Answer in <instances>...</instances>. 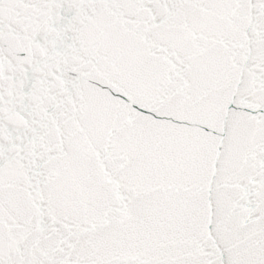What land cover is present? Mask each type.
I'll return each instance as SVG.
<instances>
[{
	"label": "snow or ice",
	"instance_id": "snow-or-ice-1",
	"mask_svg": "<svg viewBox=\"0 0 264 264\" xmlns=\"http://www.w3.org/2000/svg\"><path fill=\"white\" fill-rule=\"evenodd\" d=\"M0 264H264V0H0Z\"/></svg>",
	"mask_w": 264,
	"mask_h": 264
}]
</instances>
